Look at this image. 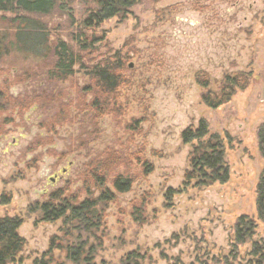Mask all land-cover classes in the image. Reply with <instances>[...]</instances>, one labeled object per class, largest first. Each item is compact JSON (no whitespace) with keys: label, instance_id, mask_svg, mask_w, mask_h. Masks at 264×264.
Here are the masks:
<instances>
[{"label":"rangeland","instance_id":"1","mask_svg":"<svg viewBox=\"0 0 264 264\" xmlns=\"http://www.w3.org/2000/svg\"><path fill=\"white\" fill-rule=\"evenodd\" d=\"M98 1L71 0L69 13L56 9L38 19L49 44L77 49L75 36L95 38L85 70L76 68L73 78L49 77L52 52L42 59L10 52L0 61V90L12 102L0 103V198L11 197L0 204V218L20 217L18 233L26 242L10 264H32L60 235L62 221L41 223L29 208L57 191L76 194L83 187V166L105 152L121 165L107 183L115 199L101 211L96 241H89L97 248L94 264H126L133 252L143 264H250L253 243L264 244L256 208L264 171L257 136L264 125V0H139L125 18L85 30L83 21ZM11 18L0 13V33L10 37L13 31L4 25ZM103 59L113 68L122 64L121 85L109 96L108 113L82 118L75 108L79 91L93 86V66ZM238 73L251 74V82L229 103L210 109L202 102L198 79L208 78L209 89L217 92L226 75ZM13 100L33 105L18 110ZM57 115H66V124L52 126ZM200 120L224 142L225 184L185 185L191 146L181 134ZM119 175L131 181L129 192L114 190L112 177ZM169 190L176 192L171 201ZM74 196L81 201L86 193ZM241 216L257 227L234 256ZM55 255L71 264L64 254Z\"/></svg>","mask_w":264,"mask_h":264},{"label":"trees","instance_id":"2","mask_svg":"<svg viewBox=\"0 0 264 264\" xmlns=\"http://www.w3.org/2000/svg\"><path fill=\"white\" fill-rule=\"evenodd\" d=\"M138 1L99 0L96 9L92 10L83 21V28L91 30L101 27L112 18H125ZM70 3L71 0H0V13L12 15L11 19L5 20L8 26H4L9 33L13 31L11 37L10 34L0 33V61L10 52L39 56L41 59L52 52L54 60L49 72L50 78L64 82L73 78L76 68L84 71L85 55L93 51L95 38L90 41L85 36L84 39H82L83 36H75L74 42L77 49L61 41L49 44L47 28L38 20L56 9L69 13ZM111 65L109 59H103L98 65L93 66L91 73L93 86L79 88L80 98L75 108L82 118L92 117L96 120L111 110L109 96L117 92L121 85V75L125 71L122 64L115 68ZM251 77V74L246 73L226 75L217 92L209 89L210 80L208 78L198 79L197 83L204 91L202 102L210 109H216L229 103L238 91H243L250 85ZM2 90H0V103L11 105L12 102L6 99L10 95ZM89 97H92L91 100H88ZM32 105L33 103L29 100H13V108L18 110L31 108ZM69 108V105L66 110L62 107V111H69ZM66 117V115L65 118L59 115L54 116L51 120L52 126L66 124ZM72 122L68 121V123ZM50 128H52L51 125ZM257 136L259 152L264 159V125L258 129ZM181 140L184 145L191 146L189 171L185 175V185L194 182L195 187L202 188L228 182L229 168L225 162L224 142L218 135L210 134L208 123L205 120H200L196 127L184 130ZM108 156L106 152L101 153L83 166L81 174L83 187L76 193L84 191L86 198L83 200L79 201V197L74 196L76 194H68L66 190L57 191L51 194L47 202L29 208L30 214L40 215L39 222L41 223L62 221L60 235L51 238L47 251L40 258H36L32 264H66L56 257L55 252L64 254L66 261L71 264H94L97 248L91 246L89 241L91 239L96 241L103 225L101 211L115 199V195L107 188V183L110 181V176L121 165H113L114 161L111 160L113 158ZM144 167L145 172H148L145 165ZM111 184L118 193L129 192L132 185L130 180L123 179L121 175L112 177ZM95 192H98L96 197ZM174 195L176 192L169 190L166 199L171 201ZM256 196L258 219L264 224V171L257 184ZM10 200L9 195H3L0 198V204L7 205ZM22 223L23 220L20 217L0 218V264L15 262L22 253L26 243L18 233ZM256 227L255 221L247 216H241L237 220L231 251L234 256L238 254L241 247L252 241ZM248 256L251 257L250 264H263L264 244L254 242ZM139 258L137 253H130L126 256L125 263L143 264L138 262Z\"/></svg>","mask_w":264,"mask_h":264}]
</instances>
